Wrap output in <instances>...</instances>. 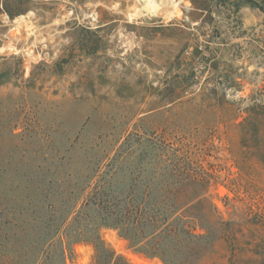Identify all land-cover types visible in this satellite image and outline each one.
Here are the masks:
<instances>
[{
  "label": "rangeland",
  "instance_id": "1",
  "mask_svg": "<svg viewBox=\"0 0 264 264\" xmlns=\"http://www.w3.org/2000/svg\"><path fill=\"white\" fill-rule=\"evenodd\" d=\"M252 109L264 112V0H0V203L35 177L86 181L126 139L131 167L149 172L163 139L211 173L218 214L242 230L234 264H264V119L248 121ZM101 235L131 264H163ZM93 254L76 244L66 264Z\"/></svg>",
  "mask_w": 264,
  "mask_h": 264
},
{
  "label": "trees",
  "instance_id": "2",
  "mask_svg": "<svg viewBox=\"0 0 264 264\" xmlns=\"http://www.w3.org/2000/svg\"><path fill=\"white\" fill-rule=\"evenodd\" d=\"M259 115L252 109L246 119ZM131 144L126 139L86 181L54 187L35 177L13 189L19 196L0 203V264H66L79 243L92 245L90 264H131L102 228L163 264H222L225 253L234 264L242 230L218 214L207 193L211 173L189 149L163 139L151 171L132 168Z\"/></svg>",
  "mask_w": 264,
  "mask_h": 264
},
{
  "label": "bare ground",
  "instance_id": "3",
  "mask_svg": "<svg viewBox=\"0 0 264 264\" xmlns=\"http://www.w3.org/2000/svg\"><path fill=\"white\" fill-rule=\"evenodd\" d=\"M169 1H171V2H175L176 0H169Z\"/></svg>",
  "mask_w": 264,
  "mask_h": 264
}]
</instances>
